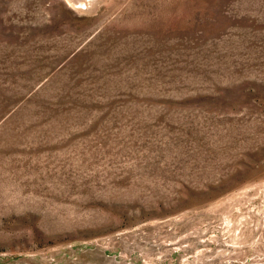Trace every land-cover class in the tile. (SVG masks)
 <instances>
[{"label":"rangeland","instance_id":"rangeland-1","mask_svg":"<svg viewBox=\"0 0 264 264\" xmlns=\"http://www.w3.org/2000/svg\"><path fill=\"white\" fill-rule=\"evenodd\" d=\"M0 264H264V0H0Z\"/></svg>","mask_w":264,"mask_h":264}]
</instances>
